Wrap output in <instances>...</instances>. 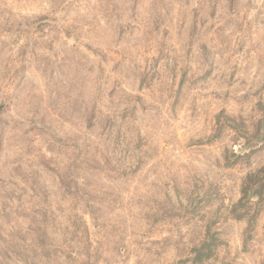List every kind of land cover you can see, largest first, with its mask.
I'll use <instances>...</instances> for the list:
<instances>
[{"label": "rangeland", "instance_id": "374dc122", "mask_svg": "<svg viewBox=\"0 0 264 264\" xmlns=\"http://www.w3.org/2000/svg\"><path fill=\"white\" fill-rule=\"evenodd\" d=\"M262 168L264 0H0V264H264Z\"/></svg>", "mask_w": 264, "mask_h": 264}, {"label": "trees", "instance_id": "16d2710c", "mask_svg": "<svg viewBox=\"0 0 264 264\" xmlns=\"http://www.w3.org/2000/svg\"><path fill=\"white\" fill-rule=\"evenodd\" d=\"M256 181L262 182L263 184H261V187L259 189L261 190L264 189V168H262L260 171L251 175L248 178V183L250 186L254 184ZM250 186H247L246 189H244V194L250 190Z\"/></svg>", "mask_w": 264, "mask_h": 264}]
</instances>
